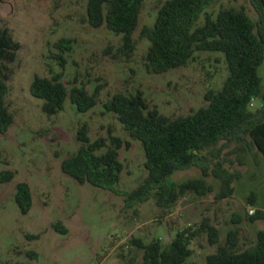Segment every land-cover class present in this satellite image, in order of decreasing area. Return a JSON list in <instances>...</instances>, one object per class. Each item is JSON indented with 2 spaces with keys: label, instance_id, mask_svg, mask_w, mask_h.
I'll return each instance as SVG.
<instances>
[{
  "label": "rangeland",
  "instance_id": "obj_1",
  "mask_svg": "<svg viewBox=\"0 0 264 264\" xmlns=\"http://www.w3.org/2000/svg\"><path fill=\"white\" fill-rule=\"evenodd\" d=\"M163 1H144L133 33L135 49L125 56L118 50L121 35L105 25L87 23V0H0V26L7 27L20 44L14 61L4 69L5 101L13 122L0 133V171L11 170L14 176L0 183V262L142 264L143 250L131 243L132 238L143 243L158 238L166 246L176 232L193 230L208 218L218 228L220 242L228 230L237 229L239 246L244 248L253 244L257 230L264 229V219H245L249 207L264 209V158L240 143L223 149L220 155L223 166L238 173L231 182L230 195L217 197L220 181L209 173L205 180L211 191L205 195L188 192L167 208L158 207L153 198L128 207L123 195L80 184L61 169L62 160L77 150L76 132L85 123L92 141L104 137L110 144L116 136L129 143L118 149L123 164L118 187L132 190L146 176L143 146L103 103L116 92L130 95L141 91L150 105L176 117L204 105L208 89L221 87L228 70L223 53L218 51H195L186 65L162 73L147 69L149 41L140 31L152 26ZM222 7L243 8L252 19L256 17L249 0H216L207 12L215 15ZM61 38L73 40L69 50L61 52L54 47ZM60 71L68 91L82 86L92 93L97 87L96 105L81 113L67 98L57 114H45L42 101L29 92V84L36 74L52 76ZM259 73L264 86L263 66ZM256 106L254 102L252 107ZM235 145L237 150H232ZM200 176L198 167L172 175L176 182ZM22 181L29 185L32 196L26 214L19 211L13 198L17 183ZM235 214L243 219L232 222ZM56 221L66 233L51 227ZM30 234L39 237L30 238ZM189 247L187 262L206 264L205 256L215 251L216 244L210 245L201 232L190 240ZM28 251L36 255L31 257Z\"/></svg>",
  "mask_w": 264,
  "mask_h": 264
},
{
  "label": "trees",
  "instance_id": "obj_2",
  "mask_svg": "<svg viewBox=\"0 0 264 264\" xmlns=\"http://www.w3.org/2000/svg\"><path fill=\"white\" fill-rule=\"evenodd\" d=\"M144 1L87 0L85 19L92 27L105 25L121 35L118 50L130 56L135 49L133 33ZM214 2L164 0L156 10L152 26H144L140 31L141 37L149 41L146 66L153 73L186 65L195 51L223 53L227 76L220 88L204 93V105L191 113L170 117L150 105L141 91L130 95L116 92L103 103L104 109L116 115L129 136L142 143L146 170L143 181L132 190L120 189L123 164L118 149L129 143L116 136L111 137L110 144L104 137L92 141L85 123L76 132L80 143L77 150L61 162L64 173L80 184L89 183L123 195L128 207L153 198L158 207L167 208L188 192L205 195L211 191V185L205 180L209 173L220 181L217 197L232 193L231 182L238 173L223 166L220 159L223 149L240 143L264 158V86L259 73L260 67H264V0H249L255 19L243 8L235 7H222L213 15L207 9ZM72 41L61 38L54 47L64 52L71 48ZM19 48L10 30L0 26V133L13 122V114L5 101L8 86L4 69L6 63L14 61ZM29 92L42 101L41 110L45 114L53 115L64 108L67 98L78 112L88 111L96 105L99 90L96 87L89 93L82 86H73L68 91L60 71L52 76L34 75ZM252 98H256L255 108L250 105ZM232 150H237L236 145ZM189 167H198L202 176L181 182L173 179L175 171ZM13 176L11 170L0 171V183L10 181ZM13 198L22 214L30 210L32 196L26 182L17 183ZM250 200L254 202L253 198ZM242 219L237 214L231 218L232 222ZM245 219L250 222L264 219V210L256 208L253 214L246 213ZM51 227L66 233L59 221ZM189 229L176 232L166 246L158 238L148 243L139 238L130 241L143 250L142 264H191L187 262L191 254L189 242L204 232L207 242L216 244L215 251L205 256L206 264H264V229L257 230L253 244L244 248L239 246L237 229L228 230L225 240L220 242L219 230L208 218H203L197 228ZM28 237L38 238L39 234ZM26 253L31 257L36 255L32 251Z\"/></svg>",
  "mask_w": 264,
  "mask_h": 264
},
{
  "label": "built area",
  "instance_id": "obj_3",
  "mask_svg": "<svg viewBox=\"0 0 264 264\" xmlns=\"http://www.w3.org/2000/svg\"><path fill=\"white\" fill-rule=\"evenodd\" d=\"M254 102H256V98L251 99L250 105L253 106ZM255 209L256 208H254V207H249L247 210V213L251 215L255 212Z\"/></svg>",
  "mask_w": 264,
  "mask_h": 264
},
{
  "label": "crops",
  "instance_id": "obj_4",
  "mask_svg": "<svg viewBox=\"0 0 264 264\" xmlns=\"http://www.w3.org/2000/svg\"><path fill=\"white\" fill-rule=\"evenodd\" d=\"M264 210V209H263Z\"/></svg>",
  "mask_w": 264,
  "mask_h": 264
}]
</instances>
